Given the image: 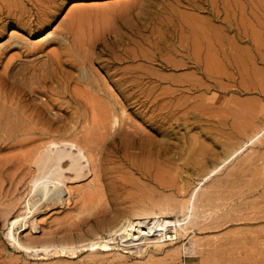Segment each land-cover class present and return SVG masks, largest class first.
<instances>
[{
	"label": "rangeland",
	"instance_id": "1",
	"mask_svg": "<svg viewBox=\"0 0 264 264\" xmlns=\"http://www.w3.org/2000/svg\"><path fill=\"white\" fill-rule=\"evenodd\" d=\"M143 1L0 0V34H4L0 46L13 37L31 45L51 33L65 35L67 30L80 32L78 36L88 45H108L109 39L119 38L121 44L115 50L120 61L112 65L110 57L94 52L97 65L91 66L92 79L100 89L117 95L120 103H124L121 96L128 95L126 85L115 87L109 75L120 80L131 70L135 85L133 105L120 113V126L112 129L105 143L98 144L95 163H87L90 173L66 181L63 193L61 188L56 192L60 203L52 202L30 217L38 225L29 241L38 250L32 253L18 250L12 242V228L5 217L7 212L10 217L20 213L33 187L37 144L12 146L0 132V165L7 164L0 175V264H264V0H152L150 8L142 7ZM193 1L202 10H194L189 5ZM129 2L136 5L135 17L118 16L120 7ZM116 16L127 23L119 24ZM46 18L49 23L40 22ZM209 24L219 35L214 53L201 44L195 63L178 51L180 38H190L193 25L209 33ZM73 26L80 29H67ZM57 48L23 57L16 65H41L45 54ZM124 48L133 52V60L123 54ZM2 53L6 62L18 52L8 48ZM216 53L218 60L213 59ZM164 60L170 64H163ZM26 82L27 87H36ZM38 98L44 101L41 95ZM68 111L54 110L52 115L64 120L74 112ZM239 112L253 115L245 120L254 132L243 138L231 126ZM119 130L128 131L134 140ZM259 131H263L260 139L251 145V136ZM115 138L121 142L106 149ZM29 153H33L32 161L21 163L19 157ZM16 162L24 163L19 172ZM195 190L198 194L192 199ZM190 202L197 223L176 247L149 250L142 257L123 251L102 253L97 247L82 250L107 237L112 226L126 218L152 209L159 213L166 204L186 207ZM168 213L184 219L187 210ZM23 229L17 235L22 240L30 232ZM65 245L73 251L54 253L50 247Z\"/></svg>",
	"mask_w": 264,
	"mask_h": 264
},
{
	"label": "bare ground",
	"instance_id": "2",
	"mask_svg": "<svg viewBox=\"0 0 264 264\" xmlns=\"http://www.w3.org/2000/svg\"><path fill=\"white\" fill-rule=\"evenodd\" d=\"M152 4V0H144L142 7L149 6L150 8ZM189 5L194 10H202L201 5L195 1ZM211 7L213 8L212 4ZM135 8V3L129 2L120 7V12L122 13H119L118 16L124 15L125 17L127 15L135 17ZM140 12L144 13V10H141ZM118 16H116V19L119 18ZM121 18L117 21L119 24L123 25L127 23V20L124 21ZM43 20L46 23H49L50 21L46 18L41 19L40 22ZM226 24H228L226 25L227 28L231 26L230 22H227ZM67 29L80 28L73 26ZM182 30L184 31L185 29ZM205 30L207 31V29ZM205 30L201 29V27L199 29L198 26L195 27V25H193L190 29L192 36L185 40H181L180 38V45L177 48L178 51L185 52L189 55L188 58L191 61L194 60L195 63H197L196 55H198L196 51H198L197 49L199 47L201 49V44L206 43V49L208 48L209 51L213 52L215 49L214 42L218 40L219 35L215 34L216 31L211 24H209V33ZM73 32V30H67L66 34L64 33L65 35L62 36H55L51 33V35L49 34L47 37L39 41L32 42L31 45L15 41L18 38L14 39L15 37H13L0 46V67L2 68V72H0V132H3L2 134L5 133L4 140H6V142L9 141L8 143L12 146L32 145L33 143L37 144L36 149L34 150V164L31 162L35 167V176H33L35 179L32 182L33 187L31 186V191L29 195L27 194L28 196L24 201V206L20 213L16 216L10 217L11 213L7 212V215H9L5 217L12 228L11 231L14 240L12 242L17 245L19 248H17L18 250L21 249L24 252L32 253L38 251L36 246L29 244L32 236L38 231L37 223L33 221V217L31 219L30 217L36 212H39L41 208H48L50 203L52 205V202L55 204L56 202L60 203L61 196L56 195V192L60 188L62 189V186L66 181H72L75 176L79 179L82 177V173L84 176L88 175L90 167L87 163L89 162L92 164L96 161V153L99 152L98 144L101 142L105 143L104 141L108 136H111L112 129L118 125L120 126V113H124L126 108L129 109V106L133 105L132 101L135 97V85H133L134 73L131 70L123 74V77L120 78V80H114V75H109V79L115 87L126 85V94L128 95L122 97L121 93L120 95L118 94V97L121 96L124 103L119 102L117 95L109 94L106 90L100 89L98 87L99 85L97 86L93 81L94 78L92 79V73L94 74V72H92L93 68L91 66L97 65L95 62L96 59L93 58L96 54L93 55V53L99 51V53L110 57V63L115 65L120 61V56L116 55L117 52L115 49L120 47L121 39L115 37L118 39L112 38L113 40H108L113 48H111L109 44L101 43H92L88 45L85 43L87 41L84 42V39L82 41V38L79 37L81 36L80 32V35L78 34L79 36ZM3 35L0 34V37ZM15 36L17 37V35ZM70 38H72V40H70ZM52 46H57V51L53 53L51 51V53L49 52L45 54L47 59L42 61L41 65H37L33 68L16 65L17 60H20L23 57L42 55ZM226 46L228 45L226 44ZM8 48L17 51L18 53L5 62V58L3 57L4 53L2 52ZM221 49L222 47L220 50ZM216 52L220 51L216 50ZM123 54L131 60L135 58L130 49H126ZM217 55L218 53L213 56V59L216 60ZM225 55L222 56L225 57ZM209 56L207 57L209 58ZM161 58L163 57L161 56ZM213 59L210 60V65H212ZM162 63L166 65L170 64L165 60L162 61ZM206 63L209 64V62ZM99 65H101V63ZM174 67H177L176 63L174 64ZM26 80H30L32 84L36 85V87H30L31 85L27 87L29 84H26ZM102 84H104V82ZM38 95H41V99L44 101L40 102ZM69 109L71 112H74L64 120L59 118V116L55 118V116H57L56 113L54 116L52 115L54 110L68 113ZM48 112H51V115H49ZM245 112L243 115L240 112L238 115L235 113L237 115L235 116L236 122L234 123V126L231 125L234 127L233 130L239 131L237 134H239L240 137L246 134L250 135L254 132L253 128H251L252 125L248 123V120H245L248 116L253 117V115ZM244 122H247L248 127ZM243 124L247 128H244ZM79 127H81V131H79ZM120 132L121 131L119 130L118 133L123 134L124 137L134 140L133 136L128 134V131H124L123 133ZM262 132L263 131L260 133L259 131V133L251 136L249 140L251 145L260 139ZM117 142L120 143L121 139L115 138L112 144L110 143L106 145V149H114V144H117ZM243 147L229 155L227 159L229 160L232 156L240 152ZM96 150L98 151L96 152ZM31 155H33V153L23 154L19 157V161L21 162V160H23L24 163L26 161L29 162ZM227 159L226 161H228ZM24 163H17L21 166L16 165L18 168V171L16 170V172H19V168H21ZM6 170L7 164L0 165L1 176H3V173L6 172ZM95 170L96 169L93 168L91 171H94L95 173ZM71 174H73L72 177L66 176ZM10 176L13 175H9V178ZM16 182L17 181H15V183ZM69 187H67L66 191H69L70 193ZM63 191L64 190L62 189L61 192L63 193ZM79 194L81 195V193ZM197 194L198 192L195 190L192 199H194ZM206 199L209 200V197H206ZM166 205L167 206L162 208L159 207V213H157L155 209H152L137 214L133 218H126L127 220H124L123 222L118 221L120 224H116L119 225L112 226L114 228L112 230H110L112 227L109 228L110 231L107 230V232L109 231L108 236L105 235L107 237H100L90 244H87V246H84L85 248L81 246L83 247L82 250L84 249L86 252H91L94 250V247H97L102 253L123 251L124 254H136L135 256L137 257H142L149 250L159 252L166 251V249L172 245L175 246L180 243L179 240L181 238H188L192 234L191 230L193 226L197 223V214L194 213L195 206L193 202H190L189 205L186 206L187 209L182 203ZM177 209L181 211L187 210L184 219H178L168 213L170 210L173 212ZM131 216L133 215H130V217ZM21 229H23V232L30 229V232L25 236L24 240H22L20 236H17ZM50 247L54 253H67L73 251V249L71 250L66 245L64 247ZM42 250L43 249H41V251ZM77 250L80 249L77 248ZM186 250H190V248H186Z\"/></svg>",
	"mask_w": 264,
	"mask_h": 264
}]
</instances>
